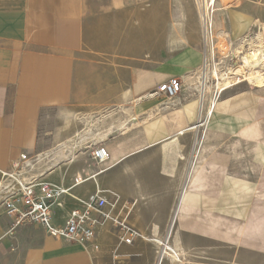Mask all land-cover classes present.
I'll return each mask as SVG.
<instances>
[{
  "label": "crops",
  "instance_id": "obj_1",
  "mask_svg": "<svg viewBox=\"0 0 264 264\" xmlns=\"http://www.w3.org/2000/svg\"><path fill=\"white\" fill-rule=\"evenodd\" d=\"M172 1L0 0V170L22 152L53 151L41 132L45 115L58 109L65 126L87 110L91 63L125 66L120 73L127 77L124 109L131 124L109 134L105 162L62 144L56 161L42 169L48 170L44 180L70 193L54 204L57 225L96 190L107 199L109 218L95 239L69 243L37 223L11 233L0 208V264H207L180 256L214 252L226 264H264V88L243 83L224 91L204 132L196 128L213 103V94L201 97L197 83L207 63L218 65L220 34L238 56L242 39L259 25L257 15L245 8L217 11L206 43L200 11L186 1L176 11ZM173 76L183 81L180 95L155 94ZM116 86L93 92L88 108H100L118 93ZM111 104L123 110V103ZM61 157L70 161L59 166ZM115 220L142 237L120 243ZM145 239L164 242L158 249L137 246Z\"/></svg>",
  "mask_w": 264,
  "mask_h": 264
},
{
  "label": "built area",
  "instance_id": "obj_2",
  "mask_svg": "<svg viewBox=\"0 0 264 264\" xmlns=\"http://www.w3.org/2000/svg\"><path fill=\"white\" fill-rule=\"evenodd\" d=\"M218 1L209 0V9L201 17L206 43L209 41L206 33L208 31L213 32V17L217 10ZM245 37L248 38L249 36ZM246 51L247 47L243 48L242 54H245ZM231 55L236 57L234 53L225 57L230 58ZM237 64L228 67L226 72L222 74L231 72V68L236 67ZM248 73L244 72L243 74L234 75L236 81L228 88L230 89L242 83H248L253 86L248 81ZM214 80L216 83L219 82L218 78H214ZM182 90V79L179 76H173L161 83L157 87L155 94H161L167 99H175ZM226 90L217 89L214 98L217 100ZM214 104L212 103L210 111L207 110L208 113L206 112L205 118L203 115L200 116L196 128L205 127L206 118L212 112ZM55 154L56 152L54 151L22 152L18 158L11 162L9 167L0 170V208H3L4 214L9 218L11 233H15L22 226L37 223L42 225L49 235L65 238L69 243L86 244L92 242L99 228L109 218V213L106 211L108 201L101 196L99 190H96L87 199L85 207L72 209L65 224L57 225L53 220L54 204L70 193L68 189L58 187L43 179L48 170L43 172L42 169L56 161ZM109 157V151L104 145H97L92 150V158L97 164L105 162ZM113 226L118 231L120 243L133 244L142 237V233L137 228L122 220L113 221ZM114 264L117 263L114 262Z\"/></svg>",
  "mask_w": 264,
  "mask_h": 264
},
{
  "label": "rangeland",
  "instance_id": "obj_3",
  "mask_svg": "<svg viewBox=\"0 0 264 264\" xmlns=\"http://www.w3.org/2000/svg\"><path fill=\"white\" fill-rule=\"evenodd\" d=\"M185 1L186 3H190L191 4L190 6L191 7L193 6V8H195L198 12L200 11L198 0H191V1L190 0H175V2L172 1L173 3L172 8H174V10L176 11L179 10L181 4L184 5ZM236 1L237 0H233L235 5H238V8L234 7L233 6L234 3L232 2L233 3L232 7H230V9L227 10L223 8L224 4L221 2V0L218 1L216 6H217L218 11L223 10V11H228V12H235V11H238L240 8L248 9L251 12L255 13V15H257L258 20L264 23V0H238L237 2ZM254 30L255 32L253 35L249 36L248 38L245 37L247 41L250 37L256 36L255 38H257L260 32H262L261 25L260 24L257 25V27H255ZM219 38L220 39L216 42L217 48L215 49V58H216L215 62L218 63L216 67L222 70V73H224L226 72L228 67H232L234 64L240 63L242 60V56L244 54H242L243 48L239 46V48L236 49V52H239L237 56V54H235L234 52H231V46H230V42L228 41V39L225 40V38L222 36H220ZM245 39L243 38L242 43L248 49L249 45L247 44V41ZM213 47H214V44H213ZM233 53L236 55V57H232V55L230 58L225 57ZM227 58L230 60L229 63H227V60H228ZM134 65L145 66L149 64L139 63V64H134ZM208 65H209V69L212 68V63H209ZM89 66L90 67L87 68V71H86V79H85V84H84V87H85L84 103L86 105L87 110L77 113L75 118L68 121V123L67 122L65 123V126H63L62 124L64 120V115L58 109H55L52 112L46 113L45 115V119L43 120L41 132H42L43 137L46 136L48 141L50 140V142H48L46 147L49 146V148H51L54 152L57 150H60L63 147L62 144H65V147H66L65 150L69 148V152L70 150H72V152L74 153H76L77 151H80V152L86 151L90 155L92 153V150L97 145H104L107 142V140L110 138L111 134H113L117 130H123L121 129L122 127H119L120 124L116 126L117 116L123 115L122 116L123 122H121L122 125L126 124L127 128L131 125V124L128 125L126 122V119L128 117H126L127 112L124 109V104H127L129 101L127 98L128 96L127 77H125L124 73L123 74L120 73L121 67L123 68L125 66H123V64H117L113 62H101V63L95 62V63H91ZM211 71L212 70L208 72L209 78L207 80V83L212 84L214 87L213 92H212L213 96L211 99L213 100V99H216L214 98V94L216 91V86L214 84H216V81L214 80V77H213L214 74L212 75ZM222 73L220 72V74ZM110 74L116 76V78L109 77ZM198 75H201V73H199ZM244 84H247L248 86H252V85H249L248 83H244ZM197 85L200 86L199 91L201 92L202 89H201L200 80L198 81ZM113 86L114 87L116 86L118 88V93L115 96L108 98V100H103L102 105L100 107L101 109L96 108V110H94L93 108L91 109L88 108V106L91 107L92 104L94 103V100H93L94 97L92 95L93 92L95 91L98 92L101 89L100 91L104 93V92H107L108 89L113 88ZM237 86H234L230 89H233ZM102 97H105V96L102 95ZM220 97L221 95L218 97V99ZM111 102L123 103L122 104L123 107H121L123 108V110L121 111L112 110L113 108H111V106L113 105L111 104ZM205 116H206V112L203 114L204 118ZM110 128L112 131H111L110 136H108V139L107 140L100 139V137L106 132H108ZM200 129H199V133L200 131L201 133H203L205 127H200ZM63 132H65V139H64L65 142L61 140L63 136L62 135ZM62 151L63 150L59 151L58 153L59 157L64 155ZM65 155H67V152H65ZM68 158L65 159V157L63 158L61 157L59 161L60 165L65 166V162L70 161V159L67 160ZM79 179H80L79 182L83 181V178H79ZM158 241L164 242V240L162 239H145L143 240V242L137 244V246H140V245L147 246L148 245L150 247L158 249V247L161 246ZM172 243H173V240L171 239L170 245H172ZM196 257L198 259H196ZM180 258H182L183 262H187V263L190 261L195 262V260H198L199 262H203L207 264H226L227 263V262H223L220 252H214L211 255L186 254L182 257L180 256ZM128 259L130 260L131 258H128ZM166 259L169 263L173 262V260L170 259L169 256H165V260Z\"/></svg>",
  "mask_w": 264,
  "mask_h": 264
},
{
  "label": "bare ground",
  "instance_id": "obj_4",
  "mask_svg": "<svg viewBox=\"0 0 264 264\" xmlns=\"http://www.w3.org/2000/svg\"><path fill=\"white\" fill-rule=\"evenodd\" d=\"M238 1V0H237ZM236 1V2H237ZM221 2L224 4L223 8L229 10L230 7H232L233 0H221ZM233 2V3H232ZM198 5H199V9H200V13H201V17L202 15L209 9V0H198ZM234 7L238 8V5H233ZM218 11V9L216 10V12ZM257 23H259L261 25V29L262 32H260V34L257 36V38L255 37H250L247 41V44L249 45L246 53L242 56V61L240 63L237 64L236 67L231 68V72H228L227 74H220V72L222 73V70H220L219 68H210L209 69V63H207L206 68L204 67L202 70V79L201 80V89L202 91L200 93H202L201 97H203L205 99L206 94L207 93H212L213 92V85L212 84H208L207 80L209 78L208 76V72L210 70H212V75L214 78H218L219 82H217L216 84H214L216 86V90H226L229 89L228 87L231 86L236 80V78H234V75H238V74H243L244 72L247 73L249 72V77H248V81H250V83L253 84L254 88H264V23H262L260 20L257 19L256 21ZM203 25V24H202ZM224 32V31H223ZM214 34V32H210L208 31L206 33L207 35V39L211 42L212 39V35ZM220 36L224 37L225 40H227V34L224 32V35ZM205 40V39H204ZM213 47V44H211V48ZM241 48H245L244 44L242 43L240 45ZM210 50V49H209ZM213 51H211L209 58H213ZM211 75V74H210ZM247 75V74H245ZM264 90V89H263ZM208 97V96H207ZM217 100L213 99V103H215ZM119 127H122L121 129H125L126 128V124H120ZM111 128L108 132H106L105 134H103L100 138L101 139H107L109 134L111 133ZM60 166V164H59ZM57 166V167H59ZM65 188V187H63ZM169 250V249H168ZM166 252V251H165ZM170 252V251H169ZM164 254V253H163ZM169 255V254H168ZM163 256V255H162Z\"/></svg>",
  "mask_w": 264,
  "mask_h": 264
}]
</instances>
